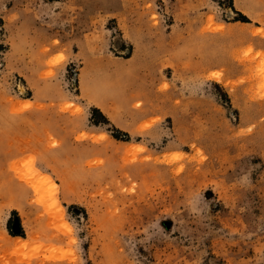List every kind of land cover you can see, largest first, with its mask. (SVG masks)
I'll return each instance as SVG.
<instances>
[{"label":"rangeland","instance_id":"1","mask_svg":"<svg viewBox=\"0 0 264 264\" xmlns=\"http://www.w3.org/2000/svg\"><path fill=\"white\" fill-rule=\"evenodd\" d=\"M0 105V264H264V0H0Z\"/></svg>","mask_w":264,"mask_h":264},{"label":"crops","instance_id":"2","mask_svg":"<svg viewBox=\"0 0 264 264\" xmlns=\"http://www.w3.org/2000/svg\"><path fill=\"white\" fill-rule=\"evenodd\" d=\"M239 25H244L245 22L238 21ZM183 38L186 39V44H187V35L183 34ZM188 54V51H185V55ZM91 60L87 59V64H90ZM1 106V105H0ZM26 115L28 113L23 112L17 115L21 120L25 119ZM30 115V114H29ZM3 119V117H2ZM7 123L3 122L0 117V176L1 182L5 181V177H7V167L9 165V161L11 158L10 155V143L8 140V132H7ZM20 147H18L19 149Z\"/></svg>","mask_w":264,"mask_h":264},{"label":"bare ground","instance_id":"3","mask_svg":"<svg viewBox=\"0 0 264 264\" xmlns=\"http://www.w3.org/2000/svg\"><path fill=\"white\" fill-rule=\"evenodd\" d=\"M15 165H17V164H15ZM18 165H19V164H18ZM18 165H17V166H18ZM36 173H37V172H36ZM41 179H42V180H43V179H46V180H47V178H45L44 176H42Z\"/></svg>","mask_w":264,"mask_h":264}]
</instances>
